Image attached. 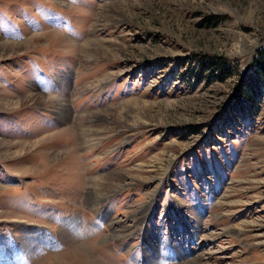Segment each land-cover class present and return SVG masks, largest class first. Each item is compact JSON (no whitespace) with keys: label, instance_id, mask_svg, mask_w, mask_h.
Returning <instances> with one entry per match:
<instances>
[{"label":"rangeland","instance_id":"obj_1","mask_svg":"<svg viewBox=\"0 0 264 264\" xmlns=\"http://www.w3.org/2000/svg\"><path fill=\"white\" fill-rule=\"evenodd\" d=\"M262 48L264 0H0V264H264Z\"/></svg>","mask_w":264,"mask_h":264},{"label":"trees","instance_id":"obj_2","mask_svg":"<svg viewBox=\"0 0 264 264\" xmlns=\"http://www.w3.org/2000/svg\"><path fill=\"white\" fill-rule=\"evenodd\" d=\"M259 51L260 52L263 51L262 52L263 56H260L258 58V55H256V57H255V59L253 61V76L255 78L253 80L252 79H250V80L247 79V82H243L244 83L243 86H242L243 88L239 92L240 95H241L240 97L243 98V99L240 98L241 101L243 102L240 105L241 108H243L242 104L245 105V103L254 104L253 108H255V105H257V107H258V102H259V99H260V97L262 95L261 94L262 91L260 92V89L262 90V87L264 86V48H262V50H259ZM260 52H258V53H260ZM221 61H222L221 59H216L213 62L211 60V62H209L210 68L212 67L214 69V65L215 66L218 65L216 63H219ZM216 67L219 69V71L218 70L216 71V73H218L219 77H223L222 79L228 77V76H226L227 74L224 71L225 67L223 66V63L220 66H216ZM249 73H251V71ZM249 76H250V74H249Z\"/></svg>","mask_w":264,"mask_h":264},{"label":"bare ground","instance_id":"obj_3","mask_svg":"<svg viewBox=\"0 0 264 264\" xmlns=\"http://www.w3.org/2000/svg\"><path fill=\"white\" fill-rule=\"evenodd\" d=\"M62 107H63V104L59 105V108L61 110V113L63 112L62 111ZM88 200H89L90 203H93L94 202V198L92 196H89Z\"/></svg>","mask_w":264,"mask_h":264}]
</instances>
